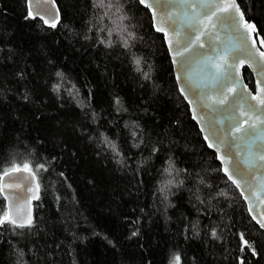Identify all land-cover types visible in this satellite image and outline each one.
<instances>
[{
    "label": "trees",
    "instance_id": "obj_1",
    "mask_svg": "<svg viewBox=\"0 0 264 264\" xmlns=\"http://www.w3.org/2000/svg\"><path fill=\"white\" fill-rule=\"evenodd\" d=\"M55 1L48 27L0 0V169H46L32 226H0V264H264V230L217 171L149 10ZM237 2L264 39V0Z\"/></svg>",
    "mask_w": 264,
    "mask_h": 264
},
{
    "label": "snow or ice",
    "instance_id": "obj_2",
    "mask_svg": "<svg viewBox=\"0 0 264 264\" xmlns=\"http://www.w3.org/2000/svg\"><path fill=\"white\" fill-rule=\"evenodd\" d=\"M27 2L28 16L32 19L40 16V19L44 20L41 12L47 14L50 11L47 6L54 0H37L36 15L32 12L33 0ZM138 3L152 10L154 20L159 9L160 23L167 25L166 28L155 25L154 30L168 37L167 46L173 63L180 66L176 79L184 84V87L180 88L181 93L191 95L192 98L185 96L189 104L196 101L202 104V108L209 109V131L217 143L214 145L208 135L204 136V140L208 142L209 148L215 146L217 153L223 149V154L216 157L221 161V168L217 171L224 174L226 182L230 181L240 189L241 194L247 188L252 196L260 199L259 193L264 191V177L258 175V170L264 168V51H254L253 47L249 46L247 35L255 31V24L244 19V13L240 11L236 0H153V3L138 0ZM99 6H103L102 0ZM44 23H48V20H44ZM51 27H56V23L53 22ZM169 30L175 40L169 36ZM111 34L108 33L109 36ZM260 45L264 46V39L260 40ZM108 46H111V42ZM124 46L130 47L126 41ZM135 63L139 65L140 60L136 59ZM245 63L257 76V94L248 91L247 85L238 75V68L243 67ZM136 70L142 71L139 67ZM56 75L62 76V73L58 72ZM144 78H150L148 73H144ZM53 90L58 91V88L54 87ZM208 101H211V104ZM213 104L222 107L214 108L211 106ZM201 131L203 132V129ZM111 147L116 155H119L115 144ZM168 165L164 172L171 176L175 169L171 159ZM38 170H46L45 165L37 164L33 169L24 163L23 168L0 169L3 172L0 181L8 177V182H0V197L9 203L7 212L0 204V226H32L30 212L22 215L21 210L29 200L40 199V185L36 179ZM175 172L179 175L180 170L175 169ZM14 173L21 175L16 176ZM250 177L255 179V184ZM172 184L173 180L168 179L160 191H165ZM179 184H183V180L179 181ZM220 195L227 194L221 192ZM244 199L248 200L249 196H244ZM21 201L25 204L22 205ZM261 204L264 205V200H261ZM248 210L250 213L254 211L251 204ZM252 219L264 228V221L257 219L255 215ZM212 235L216 236L215 231ZM240 238L243 244L251 249L252 255H257L253 243L244 239L243 233ZM240 264H244L243 260Z\"/></svg>",
    "mask_w": 264,
    "mask_h": 264
},
{
    "label": "water",
    "instance_id": "obj_3",
    "mask_svg": "<svg viewBox=\"0 0 264 264\" xmlns=\"http://www.w3.org/2000/svg\"><path fill=\"white\" fill-rule=\"evenodd\" d=\"M148 2L149 3H153V0H148ZM236 3L239 5V3L237 2V0H236ZM27 5H28V2H27ZM153 6L155 7V5H153ZM47 7L50 9V11L47 14L41 12V15L44 16V20H48V23H44V20L40 19V16H37L36 18L40 19L43 22L44 25H46L48 27H51V24L53 22H55L56 24L59 22V19H60V16H59L60 15V10H59V7H58V5H57V3H56L55 0H54L53 3H51ZM28 9H29V5H28ZM239 9H240L241 12H243V10L241 9L240 5H239ZM37 10H38L37 0H33V3H32V12H33V15H36ZM148 10H149V13H151V17H152V21H153V26L159 25L161 27H165V28L167 27L166 24H161L160 23L159 9H157V17H156L155 20L153 19V16H152V10L151 9H148ZM244 19L247 20L246 17H245V14H244ZM158 33L163 34L162 32H158ZM256 33H257V27H256L255 31H252V32H250V33L247 34L248 35V43H249V46H252L254 51L256 49H259L260 51H264V46H261L260 45V40L263 39V38L259 34H256ZM169 36L173 40H175V37L172 36L170 30H169ZM163 37L165 39V43H166V46H167V39H168V37H165L164 34H163ZM253 41H255V45L254 46H253ZM167 48H168V46H167ZM167 51H169V48H168ZM169 55H170V58L172 60V55H171L170 51H169ZM171 64H173V69H174V74H175L174 77L176 78L177 73L180 70V66L178 64H174L173 63V60H172V63ZM245 67H247L251 71V74H253V77H254V86L253 87H255V91H252V89L250 87H248V85L245 82V79H244V76H243V70H244ZM238 75H240L242 77L243 83L247 85V90L250 91L252 94H257V85H256L257 76L252 71V69L248 67L247 63H245L243 67L238 68ZM176 82L178 84V88H179V91H180V88L181 87H184V84H183L182 81H177V79H176ZM237 88H239V85L237 86ZM180 93H181V91H180ZM181 95L184 98H185L186 95H188L189 98H192L189 93H181ZM185 100L187 101L186 103H188V99L185 98ZM208 103L211 104V101H208ZM188 105H189L190 112H191V115L190 116H192L193 120L197 123L198 128H199V130H200L203 138H204L205 135H208L209 136V140L211 142H213V144L215 145L217 143L216 140H215V137H213L211 135L210 131H209L210 125L208 123V120L210 119V117L207 116V112L209 111V109L202 108V104L200 102H196V101H194L192 104H189L188 103ZM211 106L214 107V108L222 107V106H218V105H214V104L211 105ZM193 109L195 111H193ZM194 116L196 117L195 119H194ZM201 129H203V132L201 131ZM206 144L208 146V142H206ZM210 149L215 152L214 154H216V156L218 154H223V149H221V152L220 153H217L216 152L215 146L212 147V148H210ZM218 161L221 163L220 160H218ZM262 163H264V162H262ZM14 175L19 176V175H21V173H14ZM23 175H27V173H23ZM258 175L261 176V177H264V168H260L258 170ZM36 179L38 181L37 176H36ZM249 179H251L254 184L256 183V181H255L254 178L250 177ZM0 182H8V177H4L3 181H0ZM22 187H23V185H22ZM40 190H41V188L39 187V195H40ZM238 190H239L238 192H240V194H241L240 189H238ZM28 195L30 197L31 196V193H29ZM241 195H242L243 199H244V196H246V195L249 196V199L248 200H245L244 199V201L246 202L245 205H247V209H249V205L250 204L253 206L254 211L252 213H250L249 210H248L249 214L251 215V218H252L253 215H255L257 217V219L264 221V205L261 204V200H264V191H261L259 193L260 199H256L254 196H252L249 193V191L247 190V188L244 189V192ZM34 201H35V199H31V200L28 201L26 207L25 208H22V210H21V214L22 215L25 212H30L31 217L33 218V204H34ZM20 203L22 205L25 204L24 201H21ZM6 204H7V209H8L9 208L8 201H6ZM254 221L256 222V220H254ZM263 230H264V228H262V231Z\"/></svg>",
    "mask_w": 264,
    "mask_h": 264
}]
</instances>
